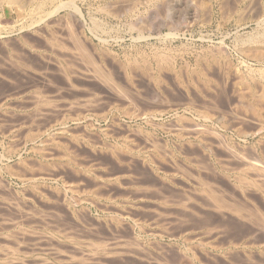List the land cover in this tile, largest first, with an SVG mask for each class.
<instances>
[{
    "label": "rangeland",
    "instance_id": "rangeland-1",
    "mask_svg": "<svg viewBox=\"0 0 264 264\" xmlns=\"http://www.w3.org/2000/svg\"><path fill=\"white\" fill-rule=\"evenodd\" d=\"M3 1H0V181L2 180V184L0 182V238L6 240L0 239V245L2 244L0 251L8 255L3 256L4 254L0 252L2 258L0 263L11 264L18 259L13 264L16 262L17 264H264V183L260 186L261 182L256 180L258 182L256 183L252 174L248 176L243 173L249 177L250 182L248 179L239 178L238 174H243L236 170L235 165L239 161L236 158L239 154L245 155L246 161L249 162L250 159L251 162L257 164L256 166L260 164L259 166L263 167L261 164L264 162V126L262 127L258 121H254L257 119L254 117V115L256 116L254 108L261 107L260 110L263 108L264 111V107H262L264 104L260 103L261 99L258 100L259 94L262 93V90L264 91V58L258 60L253 56V53L255 55L257 52L255 48L259 51L264 50V0H84L78 1L81 2L85 14V25L82 24V26L75 22L72 23V19L68 20L67 9H61L59 15H49L50 18H48L45 13L47 10L42 12L36 6L42 0H32L31 5L23 9L15 5L8 6L6 1ZM62 1L66 0L60 2ZM83 3L85 4L83 5ZM50 7H53L51 3L47 5L46 9H51ZM26 9L32 13L29 14ZM110 10L115 12L112 13ZM28 15L32 16L29 18ZM33 16L35 17L33 18ZM29 20H31V24ZM33 20L37 22L33 24ZM259 20L262 22L260 23ZM130 22L135 24H129ZM74 23L78 24L77 28L81 29L73 28ZM70 30L73 31V38L80 37L79 39L86 43L87 49L90 48V51L95 54L99 52L103 56L102 60L96 59L97 62L99 61L97 64H100V67L104 66L101 67L103 71L112 72L110 73L113 74L117 85L95 77V74L99 76V73L91 63L83 64L84 60L81 63V59H74V56L75 58L81 56L77 55L74 49L75 41L68 36ZM257 31H261L262 34ZM51 32L53 35L50 34ZM49 38L52 40L50 41ZM85 40L89 43L84 42ZM56 42L65 43L67 47L70 45L71 51L61 50ZM50 43L52 44L49 45ZM11 48L17 50H10ZM243 49H246L247 52ZM239 50L243 52L241 53ZM64 51L65 54L69 52L68 56L64 55ZM93 52L91 53L94 54ZM62 55L71 60L62 59ZM166 58L168 59L166 60ZM183 63L187 65L186 68ZM123 65L124 67H122ZM202 73L207 74V80L202 78L200 75ZM209 83L210 85H208ZM159 87L163 89L161 90ZM243 87L247 90H244ZM155 88H158V91L154 90ZM150 92L159 95L155 101L153 96L149 97ZM215 93L217 99H215ZM236 94L244 95L238 97ZM256 97L258 98L256 99ZM162 101H165V104L168 102L169 107H165ZM214 102H217L218 107ZM161 106H163L164 112L157 115L153 120L154 123L153 121L149 124L145 122L142 117L144 113L148 114L149 111L146 109L151 110L155 107L158 109ZM250 106L253 110H249ZM259 108H257L258 111H260ZM206 111L212 116L201 119ZM37 113L39 114L36 115ZM138 113L141 114L138 115ZM76 122L81 124L76 126ZM151 123L152 125H150ZM187 127L191 129H185ZM49 133L50 136L55 135L53 138L56 141L47 142L42 147L45 148H43L45 152H51V158L56 162L49 163L53 161L49 160L48 164L45 163L48 165V171L45 164L41 165L40 159L43 158L41 153H38L40 150L33 146H38L41 139H48ZM56 135L59 136L56 137ZM67 137H71V139ZM124 137L126 140L128 139L127 142H130V146L131 143L134 145L136 143L138 149L133 147L132 150H122L115 145V143L119 144ZM70 140L76 142L72 141V145ZM152 140L157 142L154 150L153 146L149 147ZM48 145L50 149L52 148L51 150L56 148L55 151H58L56 154L59 156H55L56 154L53 153L55 151L52 152ZM88 145H90L89 148ZM66 146H68V150ZM71 146L73 147L71 148ZM74 146L78 149L76 150ZM188 146L190 149L192 148L190 153H187L190 150ZM208 146L214 152L217 150L215 152L217 155H211V161L206 158L210 154L207 153ZM59 149L63 153L69 151L68 153L73 155L67 157ZM221 150H224L225 154ZM201 151L204 152H202L204 156ZM41 152L43 153V151ZM108 152H115L121 160L117 159L114 153L110 155ZM205 152L207 156H205ZM234 152H236V156H234ZM74 153L77 154L74 155ZM164 153L166 154L163 155ZM128 155L132 157L130 158ZM166 155L168 161L171 157L169 162L173 167L168 164ZM229 155L230 159L233 156L232 159H237V162L230 160ZM189 156L191 158L202 157V161L199 162L198 160L201 159L196 158L197 162L201 164H196V160L189 159ZM73 157L76 162L79 159L78 162H82L83 165L75 164L73 160H70ZM152 157L155 158L156 163L152 162ZM160 157L161 159L165 158L166 162L165 160L162 162L163 159H159ZM218 157L226 158L224 160L227 162H221V159L219 161ZM34 158L38 159L40 164L37 163L41 168L42 166L44 169L47 168V174H44L43 168L38 167ZM47 158L50 159V157ZM145 158L150 160L152 158V160L143 163ZM131 159L132 162H130ZM156 159L160 161L157 162ZM178 160L185 164L178 165ZM207 160L210 161L209 163L212 162L210 165L214 169L209 166V163H206ZM203 161L208 165L202 163ZM194 162L195 164H193ZM52 163L56 166L55 170ZM221 164L223 166L229 164V166L227 165V168L220 167ZM30 165L36 174L38 173L37 169L40 168L41 171L38 170L41 174H37L38 176L33 174ZM189 165L191 168L196 165L199 167L201 165V169L204 165L205 168H209L207 173H205L207 169H200L201 171L205 170L202 175L204 173L206 178L202 177L209 183L205 187L207 191L200 189L202 184L198 180H188L186 175L183 176V172L190 168ZM229 168L233 169L229 170ZM88 169H91L89 173ZM84 171L88 175L85 176ZM17 173L18 175H16ZM222 173L227 178L222 177ZM209 177H212L213 180L208 179ZM190 181L198 183L192 184ZM104 182L106 185L102 186L105 184ZM209 189L212 193L208 191ZM214 194L220 198L216 201L222 207L216 204L217 202L213 198ZM187 197L189 199H186ZM182 199L184 202L186 200L184 209L191 208L192 211L189 212L186 209L188 211L185 213ZM189 202H193V204L188 205ZM180 206L184 210L183 213ZM185 206L187 207L185 208ZM214 207L215 209H213ZM20 228L25 229V235L22 233L24 229ZM12 231L14 234L19 231L17 235L20 236L16 235L19 240ZM125 240L127 241L125 242ZM6 247L9 249L6 250ZM79 248L84 250L80 251ZM91 248L96 250L93 249V251ZM101 248L105 250L102 252ZM86 250H89L88 253L92 251L89 257L86 256L88 255ZM79 253L85 255L82 257ZM14 254L15 256H12ZM93 254L98 255L93 256ZM11 257L13 261L10 262L9 258ZM73 257L74 259H72ZM4 258L9 261L6 262L7 259L5 261ZM72 260H75L74 263ZM67 261H71V263Z\"/></svg>",
    "mask_w": 264,
    "mask_h": 264
},
{
    "label": "bare ground",
    "instance_id": "bare-ground-1",
    "mask_svg": "<svg viewBox=\"0 0 264 264\" xmlns=\"http://www.w3.org/2000/svg\"><path fill=\"white\" fill-rule=\"evenodd\" d=\"M0 1H1V0H0ZM4 1H6V3H7L8 6L15 5L16 7L20 8V9H23V8H25V7L28 8V5H31V2H33L32 0H4ZM4 1H3V2H4ZM40 1H41V0H40ZM60 1H61V0H60ZM60 1L58 2L57 0H42L40 3L38 2V4H37V5L35 4V5L37 6V9H39V10L42 11V12H44V10H47V12L45 11V13H46V15H47L48 18H50L49 15H50V16H53V15L58 14V13L60 12L61 9H67L68 20H71V19H72V21H71L72 23L75 22V23H78L79 26H80V25L82 26V24H84V21H85V14H84L83 7H82V5H81V2L79 3L78 1H84V0H66V1H62V2H60ZM197 2H198V1H197ZM263 2H264V1H263ZM50 3L53 5V7H52V8L50 7L51 9H46V8H47V5L50 4ZM87 3H88V2H87ZM135 3H136V2H135ZM198 3H199V2H198ZM201 3H202V2H201ZM253 3H254V2H253ZM0 4H1V3H0ZM84 4H85V3H83V5H84ZM224 5H225V4H224ZM199 6H200V5H199ZM260 6H261V5H260ZM34 7H35V6H34ZM34 7H33V8H34ZM116 7H117V6H116ZM122 7H123V6H122ZM218 7H219V6H218ZM88 8H89V7H88ZM98 8H99V7H98ZM106 8H107V7H106ZM117 8H118V7H117ZM117 8H116V11H117ZM223 8H224V7H223ZM29 9H31V8H29ZM35 9H36V7H35ZM118 9H119V8H118ZM263 9H264V3H263ZM26 10H27V9H26ZM31 10H32V9H31ZM31 10H30V11H31ZM33 10H34V9H33ZM33 10H32V11H33ZM99 10H100V9H99ZM114 10H115V9H114ZM119 10H120V9H119ZM125 10H126V8H125ZM127 10H128V9H127ZM27 11H28V10H27ZM32 11H31L30 13H29V11H28V13L31 14ZM34 11H35V10H34ZM100 11H101V10H100ZM102 11H103V10H102ZM110 11H111V10H110ZM260 11H261V10H260ZM108 12H109V11H108ZM108 12H107V13H108ZM111 12H112V11H111ZM114 12H115V11H113L112 13H114ZM118 12H119V11H118ZM28 13H27V14H28ZM86 13H87V11H86ZM40 14H42V13H40ZM104 14H105V13H104ZM116 14H117V13H116ZM121 14H122V13H121ZM33 15H35V14H33ZM37 15H38V14H37ZM58 15H59V14H58ZM31 16H32V15H31ZM31 16H30V17H31ZM106 16H107V14H106ZM141 16H142V15H141ZM242 16H243V15H242ZM28 17H29V15H28ZM30 17H29V18H30ZM34 17H35V16H33V18H34ZM38 17H40V16H38ZM42 17L44 18V16H42ZM65 17H66V15H65ZM89 17H90V16H89ZM43 18H42V20H43ZM45 18H46V16H45ZM54 18H55V17H54ZM54 18H53V19H54ZM63 18H64V17H63ZM0 19H1V18H0ZM35 19H36V18H35ZM38 19H39V18H38ZM38 19H37V21H38ZM64 19H66V18H64ZM139 19H140V18H139ZM142 19H143V18H142ZM44 20H46V19H44ZM49 20H50V19H49ZM257 20H258V19H257ZM5 21H6V20H5ZM8 21H9V20H8ZM30 21H31V20H29V23H30ZM33 21H34L33 24H35V22H37V21H35V20H33ZM39 21H41V20H39ZM53 21H54V20H53ZM55 21H56V20H55ZM136 21H137V20H136ZM136 21H134V22H136ZM259 21H260V20H259ZM6 22H7V21H6ZM58 22L60 23L59 20H58ZM71 22H70V23H71ZM145 22H146V21H145ZM261 22H262V21H260V23H261ZM46 23H47V22H46ZM49 23H50V22H49ZM51 23H52V22H51ZM70 23H69V24H70ZM75 23H74V24H75ZM142 23H143V22H142ZM155 23H156V22H155ZM4 24H5V22H4ZM30 24H31V23H30ZM54 24H55V23H54ZM56 24H57V23H56ZM63 24H64V23H63ZM74 24H73V25H74ZM78 24H75L76 26L74 25L73 28H74V27H75L76 29L80 28V27L77 28ZM129 24L134 25L135 23H133V22L131 23V22H130ZM139 24H140V23H139ZM10 25H11V24H10ZM84 25H85V24H84ZM136 25H137V24H136ZM143 25H145V24H143ZM30 26H31V25H30ZM65 26H66V25H65ZM148 26H149V25H148ZM4 27H5V26H4ZM60 27H61V25H60ZM171 27H172V25H171ZM13 28H14V27H13ZM40 28H41V26H40ZM97 28H98V27H97ZM145 28H147V27H145ZM7 29H8V28H7ZM62 29H63V28H62ZM76 29H75V31H76ZM80 29H81V28H80ZM18 30H19V29H18ZM23 30H24V29H23ZM26 30H27V29H26ZM47 30H48V29H47ZM53 30H54V29H53ZM142 30H143V29H142ZM3 31H4V30H3ZM41 31H43V30H41ZM44 31H45V30H44ZM56 31H57V30H56ZM60 31H61V29H60ZM88 31H89V30H88ZM130 31H131V30H130ZM147 31H148V30H147ZM32 32H33V31H32ZM77 32H78V31H77ZM102 32H103V31H102ZM102 32H101V33H102ZM158 32H159V31H158ZM257 32H261V31H257ZM257 32H255V33H257ZM36 33H38V32H36ZM43 33H44V32H43ZM46 33H47V32H46ZM58 33H59V32H58ZM60 33H61V32H60ZM75 33H76V32H75ZM47 34H48V33H47ZM50 34H52V32H51ZM55 34H56V32H55ZM61 34H63V33H61ZM68 34H69L68 36H70L71 38L74 37V34H73V31H72V30L68 31ZM79 34H80V33H79ZM157 34H158V33H157ZM167 34H168V33H167ZM176 34H177V33H176ZM252 34H253V33H252ZM257 34H258V33H257ZM259 34H262V32L259 33ZM6 35H7V34H6ZM37 35H38V34H37ZM52 35H53V34H52ZM57 35H58V34H57ZM139 35H140V34H139ZM177 35H178V34H177ZM177 35H175V36H177ZM250 35H251V34H250ZM250 35H249V36H250ZM59 36H60V34H59ZM61 36H62V35H61ZM63 36H64V35H63ZM78 36H80V35H78ZM136 36H137V35H136ZM159 36H161V35L159 34ZM251 36H252V35H251ZM251 36H250V37H251ZM253 36H255V35L253 34ZM258 36H259V35H258ZM262 36H263V35H262ZM5 37H7V36H5ZM151 37H152V36H151ZM165 37H166V36H165ZM242 37H244V36H242ZM245 37H246V36H245ZM250 37H249V38H250ZM255 37H257V36H255ZM259 37H261V36H259ZM24 38H25V37H24ZM50 38H51V37H50ZM50 38H49V40H50ZM68 38H69V37H68ZM79 38H80V37H79ZM79 38H77V39H76V38H73V40L75 41V44H74V47H75V48H74V49L76 50L77 55L80 54L81 57H80V58H77V57L75 58V56H74V59H75V60H76V59H81L80 62H81L82 60H84V62L82 61L83 64H86L85 62H87V63H91V64L93 65V67L95 68V70L99 73V76H98L97 74H95V77L102 78V80L107 81V82H110V83H112V84L115 85V84H116V83H115V78H114L113 74H111L112 72L110 71V72H111V73H110V72H105V71H103V70L101 69V67H104V66H101V67H100V64H99V65L97 64V63H99V61L97 62L96 59L99 60V59H101V57H103V56H101V54H100L99 52H97V53L95 54L93 51H90V48L87 49V47H86V45H85L86 43H83L82 40H80ZM81 38H82V37H81ZM96 38H97V37H96ZM98 38H99V37H98ZM246 38H247V37H246ZM246 38L244 39L245 41H246ZM252 38H253V37H252ZM261 38H262V37H261ZM261 38H260V39H261ZM8 39H9V38H8ZM22 39H23V38H22ZM25 39H26V38H25ZM33 39H34V38H33ZM62 39H63V38H62ZM82 39H83V38H82ZM116 39H118V38H116ZM119 39H120V38H119ZM139 39H142V38H139ZM257 39H258V38H257ZM257 39H256V40H257ZM15 40H16V39H15ZM20 40H21V39H20ZM26 40H27V39H26ZM45 40H46V39H45ZM51 40H52V39H51ZM51 40H50V41H51ZM65 40H66V39H65ZM69 40H70V39H69ZM83 40H84V39H83ZM133 40H134V39H133ZM237 40H238V39H237ZM251 40H252V39H251ZM256 40H255V41H256ZM262 40H263V38H262ZM53 41H55V40L53 39ZM56 41H57V40H56ZM59 41H60V40H59ZM63 41H64V39H63ZM4 42H5V41H4ZM31 42H32V41H31ZM34 42H35V41H34ZM70 42H71V41H70ZM72 42H73V41H72ZM84 42H87V40H85ZM105 42H106V41H105ZM238 42H239V41H238ZM247 42H248V41H247ZM247 42H241V43H244V44H245V43H247ZM250 42L252 43V41H250ZM250 42H249V43H250ZM0 43H1V42H0ZM9 43H10V42H9ZM9 43H8V44H9ZM23 43H24V42H23ZM47 43H48V42H47ZM56 43H57V42H56ZM58 43H59V42H58ZM58 43H57L56 45L59 46V48H60L61 50H62V49L65 50V49H66V51H69V52L71 51L70 48H69L70 45L67 47V46H66L67 44H65V43H61V42H60L59 44H58ZM87 43H89V42H87ZM235 43H236V42H235ZM255 43H257V42H255ZM258 43H259V42H258ZM6 44H7V43H6ZM51 44H52V43H50L49 45H51ZM69 44H70V43H69ZM20 45H21V44H20ZM242 45H243V44H242ZM87 46H88V45H87ZM2 47H3V46H2ZM10 47H11V45H10ZM15 47H16V46H15ZM71 47H72V46H71ZM90 47H92V46H90ZM21 48H22V47H21ZM28 48H30V47H28ZM32 48H33V47H32ZM51 48H52V46H51ZM219 48H220V46H219ZM254 48H255V47H254ZM258 48H259V47H258ZM60 49H59V50H60ZM74 49H73V50H74ZM92 49H93V48H92ZM212 49H213V48H212ZM263 49H264V48H263ZM10 50H14V48H13V49L11 48ZM16 50H17V49H16ZM16 50H14V51H16ZM61 50H60V51H61ZM88 50H89L90 52H89ZM100 50H101V49H100ZM237 50H238V49H237ZM243 50H244V49H243ZM255 50H256L257 52H256L255 55H254V53H253V56L256 57V58H258V60H259L260 58L263 59V58H264V50H263V51H261V50L259 51V49L257 50V48H255ZM255 50H254V51H255ZM51 51H52V49H51ZM239 51H240V50H239ZM244 51L247 52L246 49H245ZM250 51H251V50H250ZM12 52H13V51H12ZM21 52H22V51H21ZM23 52H24V51H23ZM54 52H55V51H54ZM69 52H68V54H69ZM73 52H74V51H73ZM73 52H72V53H73ZM91 52H93L95 55L92 54ZM100 52H101V51H100ZM109 52H110V51H109ZM217 52H218V51H217ZM240 52H241V51H240ZM242 52H243V51H242ZM242 52H241V53H242ZM248 52H249V51H248ZM14 53H15V52H14ZM16 53H17V52H16ZM18 53H19V52H18ZM62 53H63V52H62ZM76 53L74 52V54H76ZM154 53H155V52H154ZM220 53H221V52H220ZM249 53H251V52H249ZM249 53H248V54H249ZM41 54H42V53H41ZM44 54H45V53H44ZM68 54H67V52H66V54H65V51H64V55H65V56H68ZM70 54H71V53H70ZM157 54H160V53H157ZM218 54H219V52H218ZM246 54H247V53H246ZM14 55H15V54H14ZM22 55H23V54H22ZM58 55H59V54H58ZM71 55H72V54H71ZM103 55H104V54H103ZM141 55H142V54H141ZM249 55H251V54H249ZM2 56H3V55H2ZM28 56H29V55H28ZM65 56H64V57H65ZM105 56H106V55H105ZM105 56H104V57H105ZM124 56H125V55H124ZM153 56H154V55H153ZM218 56H219V55H218ZM245 56H246V55H245ZM25 57H26V56H25ZM44 57H45V56H44ZM46 57H47V56H46ZM60 57H61V56H60ZM64 57H63V55H62V59H63ZM70 57H72V56H70ZM126 57H127V56H126ZM139 57H140V56H139ZM158 57H159V56H158ZM212 57H214V56H212ZM251 57H252V56H251ZM58 58H59V57H58ZM66 58H67V57H66ZM66 58H64V59H65V60H69V59H70V58H69V59H68V58L66 59ZM105 58H106V57H105ZM111 58H112V56H111ZM113 58H114V57H113ZM152 58H153V57H152ZM155 58H156V57H155ZM164 58H165V57H164ZM221 58H222V57H221ZM249 58H250V57H249ZM252 58H253V57H252ZM24 59H25V58H24ZM26 59H27V58H26ZM45 59H46V58H45ZM134 59H135V57H134ZM143 59H144V58H143ZM167 59H168V58H166V60H167ZM171 59H172V57H171ZM5 60H6V59H5ZM70 60H71V59H70ZM72 60H73V59H72ZM101 60H102V59H101ZM101 60H100V62H101ZM103 60H104V59H103ZM135 60H136V59H135ZM169 60H170V58H169ZM169 60H168V61H169ZM251 60H252V59H251ZM132 61H133V60H132ZM160 61H161V60H160ZM195 61H196V60H195ZM32 62H33V61H32ZM65 62L68 63V61H65ZM78 62H79V61H78ZM82 62H81V63H82ZM102 62H103V61H102ZM162 62H163V61H162ZM169 62H170V61H169ZM173 62H174V61H173ZM241 62H242V61H241ZM12 63H13V62H12ZM25 63H26V62H25ZM104 63H105V62H104ZM127 63H128V62H127ZM129 63H130V62H129ZM136 63H137V62H136ZM143 63H144V62H143ZM163 63H164V62H163ZM170 63H171V62H170ZM6 64H7V63H6ZM14 64H15V63H14ZM52 64H53V63H52ZM69 64H70V63H69ZM137 64H138V63H137ZM159 64H160V63H159ZM183 64H185V63H183ZM244 64H245V63H244ZM12 65H13V64H12ZM16 65H17V64H16ZM28 65H29V64H28ZM72 65H73V63H72ZM74 65H75V64H74ZM87 65H88V64H87ZM87 65H86V66H87ZM102 65H103V64H102ZM148 65H149V64H148ZM200 65H201V62H200ZM31 66H32V65H31ZM67 66H68V65H67ZM84 66H85V65H84ZM16 67H17V66H16ZM88 67H89V66H88ZM122 67H124V65H123ZM122 67H121V68H122ZM156 67H157V66H156ZM186 67H187V65L185 64V68H186ZM203 67H204V65H203ZM203 67H202V68H203ZM73 68H74V67H73ZM108 68H109V67H108ZM130 68H131V66H130ZM205 68H206V67H205ZM147 69H148V68H147ZM191 69H192V67H191ZM257 69H258V68H257ZM263 69H264V68H263ZM61 70H62V69H61ZM73 70H74V69H73ZM75 70H76V69H75ZM81 70H82V69H81ZM109 70H110V69H109ZM113 70H114V69H113ZM162 70H163V69H162ZM205 70H206V69H205ZM83 71H84V70H83ZM86 71H87V70H86ZM92 71L94 72V70H92ZM92 71H91V72H92ZM106 71H107V70H106ZM121 71H122V70H121ZM149 71H150V69H149ZM159 71H160V70H159ZM171 71H172V70H171ZM171 71H170V72H171ZM192 71H193V70H192ZM203 71H204V70H203ZM203 71H201V72H203ZM206 71H207V70H206ZM210 71H211V70H210ZM210 71H209V72H210ZM258 71H259V70H258ZM261 71H262V70H261ZM74 72H75V71H74ZM152 72H153V71H152ZM201 72H199V73H201ZM262 72H263V71H262ZM19 73H20V72H19ZM75 73H76V72H75ZM122 73H123V72H122ZM263 73H264V72H263ZM23 74H24V73H23ZM64 74H65V73H64ZM124 74H125V73H124ZM124 74H123V75H124ZM162 74H163V73H162ZM197 74H198V73H197ZM208 74H209V73H208ZM65 75H66V74H65ZM81 75H82V74H81ZM96 75H97V76H96ZM173 75H174V74H173ZM200 75H201L202 78H204V80H205L207 74L205 75L204 73H202V74H200ZM211 75H212V74H211ZM161 76H162V75H161ZM201 76H200V77H201ZM50 77H51V76H50ZM69 77H70V76H69ZM126 77H127V76H126ZM162 77H163V76H162ZM212 77H213V76H212ZM240 77H241V76H240ZM124 78H125V77H124ZM130 78H131V77H130ZM209 78H210V77H209ZM241 78H242V77H241ZM48 79H49V77H48ZM165 79H166V78H165ZM171 79H172V78H171ZM156 80H158V79H156ZM190 80H191V79H190ZM193 80H194V79H193ZM200 80L202 81V79H200ZM206 80H207V78H206ZM216 80H217V79H216ZM223 80H224V79H223ZM243 80H244V79H243ZM173 81H174V80H173ZM241 81H242V80H241ZM167 82H168V81H167ZM215 82H216V81H215ZM226 82H227V81H226ZM242 82H243V81H242ZM104 83H105V82H104ZM127 83H128V82H127ZM153 83H154V82H153ZM202 83H203V82H202ZM253 83H254V82H253ZM155 84H156V83H155ZM159 84H160V82H159ZM245 84H246V82H245ZM106 85H107V84H106ZM116 85H117V84H116ZM121 85H123V84H121ZM156 85H157V84H156ZM198 85H199V84H198ZM208 85H210V83H209ZM211 85H212V84H211ZM246 85H247V84H246ZM158 86H159V85H158ZM165 86H166V85H165ZM214 86H215V85H214ZM260 86H261V84H260ZM72 87H73V86H72ZM170 87H171V86H170ZM216 87H217V86H216ZM73 88H74V87H73ZM118 88H119V87H118ZM159 88L161 89V87H159ZM210 88H211V87H210ZM243 88H244V87H243ZM251 88H252V87H251ZM253 88H255V87H253ZM130 89H131V88H130ZM152 89H153V88H152ZM162 89H163V88H162ZM162 89H161V90H162ZM170 89H171V88H170ZM170 89H169V90H170ZM212 89H213V88H212ZM225 89H226V88H225ZM247 89L249 90L248 85H247ZM247 89L244 88V90H247ZM116 90H117V89H116ZM138 90H139V89H138ZM150 90H151V89H150ZM154 90H157V91H158V88H157V89L155 88ZM165 90H166V89H165ZM172 90H173V89H172ZM201 90H202V89H201ZM216 90H217V88H216ZM261 90H262V89H261ZM127 91H128V89H127ZM157 91H155V92H157ZM217 91H218V90H217ZM239 91H240V90H239ZM257 91H258V90H257ZM259 91H260V90H259ZM110 92H111V91H110ZM155 92H152L153 95H152V93L150 92L151 95L149 96V97L153 96L154 99H153V98H152V99H153L154 101H155V98L157 97V95L160 93V92H159V93L157 92V93H158V94H157V93H155ZM169 92H170V91H169ZM214 92H215V90H214ZM232 92H233V91H232ZM260 92H261V91H260ZM260 92H259V93H260ZM118 93H119V91H118ZM124 93H125V92H124ZM216 93H217V92H216ZM216 93H215V97H216ZM225 93H226V92H225ZM248 93H249V92H248ZM259 93H258V94H259ZM42 94H43V93H42ZM125 94H126V93H125ZM141 94H142V93H141ZM171 94H172V93H171ZM210 94H211V93H210ZM228 94H229V93H228ZM238 94H239V93H238ZM238 94H236V96H238V97L244 95V94H241V95H238ZM252 94L255 95L254 93H252ZM166 95H167V94H166ZM182 95H183V94H182ZM217 95H218V93H217ZM222 95H223V94H222ZM253 95H252V97H254ZM126 96H128V95H126ZM129 96H130V94H129ZM129 96H128V97H129ZM132 96H133V95H132ZM136 96H137V95H136ZM158 96H159V95H158ZM210 96H211V95H210ZM210 96H209V98H211ZM234 96H235V95H234ZM236 96H235V97H236ZM257 96H258V95H257ZM75 97H76V96H75ZM119 97H120V96H119ZM123 97H124V96H123ZM164 97H165V96H164ZM164 97H162V98H164ZM167 97H168V95H167ZM180 97H181V96H180ZM196 97H197V96H196ZM207 97H208V95H207ZM43 98H44V97H43ZM97 98H98V97H97ZM129 98H130V97H129ZM159 98H160V97H159ZM165 98H166V97H165ZM188 98H189V97H188ZM192 98H193V97H192ZM220 98L222 99L223 96L220 97ZM220 98H219V99H220ZM241 98H242V97H241ZM241 98H239V99L237 98V99L240 100ZM257 98H258V97H256V99H257ZM125 99H126V98H125ZM130 99H131V98H130ZM138 99H140V98H138ZM147 99H148V98H147ZM152 99H150V100H152ZM157 99H158V98H157ZM169 99H171V98H169ZM204 99H206V98H204ZM212 99H214V98H212ZM212 99H211V101L213 102ZM215 99H217V97H216ZM250 99H251V98H250ZM254 99H255V97H254ZM254 99H253V100H254ZM259 99H261V100H260V103H261V104H262V103L264 104V91H263V90H262V93L259 94V98H258V100H259ZM42 100H43V99H42ZM132 100H133V99H132ZM143 100H144V98H143ZM148 100H149V99H148ZM161 100H163V99H161ZM164 100H165V99H164ZM197 100H198V99H197ZM208 100H209V99H208ZM238 100H237V101H238ZM241 100H242V99H241ZM262 100H263V101H262ZM84 101H85V100H84ZM130 101H131V100H130ZM134 101H135V100H134ZM165 101H166V100H165ZM165 101H164V102H165ZM191 101H193V100H191ZM254 101H255V100H254ZM89 102H90V101H89ZM93 102H94V101H93ZM135 102H136V101H135ZM151 102H152V101H151ZM157 102H158V101H157ZM159 102H160V101H159ZM162 102H163V101H162ZM164 102H163V103H164ZM200 102H204V101H200ZM226 102H227V101H226ZM167 103H168V102H166V104H167ZM183 103H184V102H183ZM198 103H199V102H198ZM205 103H206V102H205ZM216 103H217V102H216ZM216 103L214 102L215 105H216ZM219 103H220V102H219ZM231 103H232V102H231ZM64 104H65V103H64ZM85 104H86V102H85ZM92 104H93V103H92ZM158 104H159V103H158ZM164 104H165V103H164ZM166 104H165V107L169 105V104H167V105H166ZM170 104H171V102H170ZM186 104H187V103H186ZM206 104H207V103H206ZM208 104H209V103H208ZM235 104H236V103H235ZM245 104H246V103H245ZM251 104H252V103H251ZM253 104H256V103H253ZM261 104H258V105H261ZM86 105H87V104H86ZM93 105H94V104H93ZM137 105H138V104H137ZM160 105H161V104H160ZM243 105H244V104H243ZM249 105H250V104H249ZM258 105H256V106H258ZM61 106H62V105H61ZM70 106H71V104H70ZM70 106H68V107H70ZM202 106H203V105H202ZM213 106H214V105H213ZM216 106L218 107V105H216ZM54 107H55V106H54ZM56 107H57V106H56ZM62 107H63V106H62ZM66 107H67V106H66ZM71 107H72V106H71ZM86 107H87V106H86ZM86 107H84V108H86ZM162 107H163V106H161V107H159V108L157 107L158 109H162V110H158V109H156V107H155L154 109H151V108H150L151 110L146 109V110L149 111V112H148V114L144 113V116H143L142 118L145 120V122H148V124H149L151 121L155 120V118L157 117L158 114L164 112V110H163ZM168 107H169V106H168ZM229 107H230V106H229ZM250 107H251V108H250ZM250 107H248L249 110H250V109L253 110L252 106H250ZM262 107H264V106L262 105ZM57 108H58V107H57ZM57 108H56V110H57ZM59 108H60V107H59ZM72 108H73V107H72ZM74 108H76V107H74ZM78 108H79V107H78ZM147 108H148V107H147ZM152 108H153V107H152ZM174 108H175V107H174ZM257 108H259V107H255V108H254V113H256V116L254 115V113H253V111H252L254 117L257 118V119L254 120V121H256V122L258 121V123L260 124V126L263 127V126H264V125H263L264 123L262 124V122H264V121H262V120H264V119H263V117H264V113H263V112H264V111L262 110L263 108L260 110L261 107L259 108V110H260L261 112L258 111ZM70 109H71V108H70ZM89 109H90V108H89ZM140 109H141V108H140ZM165 109H166V108H165ZM168 109H169V108H168ZM37 110H38V109H37ZM47 110H50V109H47ZM56 110H55V111H56ZM65 110H66V109H65ZM78 110H79V109H78ZM146 110H145V111H146ZM199 110H201V109H199ZM211 110H212V109H211ZM243 110H244V109H243ZM34 111H35V110H34ZM52 111H53V110H52ZM52 111H51V112H52ZM66 111H67V110H66ZM141 111H142V110H140V112H141ZM203 111H204V110H203ZM262 111H263V112H262ZM38 112H39V111H38ZM40 112H41V111H40ZM42 112H43V111H42ZM44 112L46 113V110H44ZM165 112H166V111H165ZM209 112H210V110H209ZM211 112H212V111H211ZM55 113H56V112H55ZM58 113H59V112H58ZM61 113H62V111H61ZM79 113H80V112H79ZM127 113H128V112H127ZM135 113H136V112H135ZM141 113H142V112H141ZM141 113H138V115H140ZM213 113H214V111H213ZM213 113H212V114H213ZM217 113H218V111H217ZM230 113H231V112H230ZM252 113H251V114H252ZM38 114H39V113H37L36 115H38ZM42 114H43V113H42ZM49 114H50V113H49ZM136 114H137V113H136ZM236 114H237V113H236ZM200 115H201V114H200ZM218 115H219V114H218ZM222 115H223V114H222ZM40 116H41V114L39 115V117H40ZM52 116H54V115L52 114ZM141 116H142V115H141ZM179 116H180V115H179ZM203 116H204V117H202L201 119H203V118H204V119H205V118H209V117H211L212 115L210 116V114L207 113V111H206V112L203 113ZM215 116H216V115H215ZM32 117H33V116H32ZM42 117H43V116H42ZM181 117H183V116H181ZM184 117H186V116H184ZM229 117H230V116H229ZM233 117H234V116H233ZM235 117H236V116H235ZM247 117H248V116H247ZM36 118H38V117H36ZM46 118H47V117H46ZM52 118H53V117H52ZM54 118H55V117H54ZM236 118H239V117H236ZM236 118H232V119L234 120V119H236ZM252 118H253V117H252ZM31 119H32V118H31ZM49 119H50V118H49ZM188 119H189V118H188ZM188 119H187V120H188ZM242 119H243V118H242ZM248 119H249V118H248ZM32 120H33V122H34V117H33ZM35 120H36V119H35ZM37 120H38V119H37ZM47 120H48V119H47ZM190 120H191V119H190ZM190 120H189V122H190ZM221 120H222V119H221ZM226 120H227V119H226ZM238 120L241 121L240 119H238ZM40 121H41V119H40ZM52 121H53V120H52ZM52 121H51V122H52ZM56 121H57V120H56ZM192 121H193V120H192ZM228 121H229V119H228ZM228 121H227V122H228ZM244 121H245V120H244ZM244 121H243V122H244ZM247 121H248V120H247ZM251 121L253 122V119H252ZM30 122H31V121H30ZM47 122H48V121H47ZM49 122H50V121H49ZM49 122H48V123H49ZM221 122H222V121H221ZM237 122H238V121H237ZM243 122H241V123H243ZM153 123H154V121H153ZM229 123H230V121H229ZM229 123H228V124H229ZM258 123H257V124H258ZM33 124H34V123H33ZM43 124H44V123H43ZM80 124H81L80 122H76V123H75L76 126H78V125H80ZM146 124H147V123H146ZM222 124H224V123H222ZM235 124H237V123L235 122ZM235 124H234V125H235ZM39 125H40V124H39ZM150 125H152V123H151ZM226 125H227V124H226ZM242 125H243V124H242ZM63 126H64V125H63ZM81 126H82V125H81ZM183 126H184V125H183ZM192 126H193V125H192ZM231 126H233V125H231ZM236 126H237V125H236ZM30 127H31V126H30ZM33 127H34V126H33ZM44 128H45V127H44ZM65 128H66V127H65ZM263 128H264V127H263ZM27 129H28V128H27ZM30 129H32V128H30ZM30 129H29V130H30ZM62 129L64 130V128H62ZM180 129H181V128H180ZM180 129H179V131H180ZM185 129H191V128L187 127V128H185ZM259 129H260V128H259ZM84 130H85V129H84ZM181 130H184V129H181ZM39 131H40V130H39ZM56 131H59V130H56ZM56 131H55V132H56ZM68 131H69V130H68ZM191 131H192V130H191ZM238 131H239V130H238ZM64 132H65V131H64ZM64 132H63V133H64ZM183 132H184V131H183ZM189 132H190V130H189ZM60 133H61V132H60ZM148 133H149V132H148ZM47 134H48V133H47ZM51 134H52V133H51ZM53 135H54V134H53ZM53 135L50 136V133H49V138L45 136V137L48 138V139H46V140H42V139H41V141H40L41 143H40L38 146H33V148H35V149H37V150H38V149L40 150V152H38V153H41V157L43 158V159H40V161L42 162L41 165H42V164L44 165L45 163L48 164L49 160H53V159L51 158V154H50L51 152H50V153H49L48 151L45 152V151H44L45 148L42 147V146L45 145L47 142H54V141H56V139L53 138ZM177 135H178V134H177ZM47 136H48V135H47ZM58 136H59V135H56V137H58ZM30 137H31V136H30ZM32 137H33V136H32ZM54 137H55V135H54ZM62 137H63V135H62ZM59 138H61V137H59ZM59 138H58V139H59ZM67 138H68V139H71V137H70V138L67 137ZM73 138H74V137H73ZM73 138H72V139H73ZM153 138H154V136H153ZM153 138H152V139H153ZM54 139H55V140H54ZM84 139H86V138H84ZM74 140H75V139H74ZM78 140H79V139H78ZM87 140H88V139H87ZM87 140H86V141H87ZM127 140H128V139H127ZM127 140H126V137H124V139H122V141H120L119 144H118V143H115V145L119 146V148L122 149V150H123V149H124V150H126V149L132 150L133 147L136 148V143H135V145H134L133 143H131V146H130V142L128 143ZM57 141H58V140H57ZM70 141H71V144H72L73 142H74V143L76 142V141H73V140H70ZM72 141H73V142H72ZM79 141H80V140H79ZM79 141H78V142H79ZM187 141H188V140H187ZM115 142H116V141H115ZM150 142H151V141H150ZM201 142H202V141H201ZM201 142H200V143H201ZM58 143H60V142H58ZM79 143H81V142H79ZM79 143H78V144H79ZM82 143H83V141H82ZM187 143H188V142H187ZM49 144H50V143H49ZM55 144H56V143H55ZM78 144H77V145H78ZM156 144H157V142H153V140H152V143H151V145H150L149 147H152V146H153L152 149L154 150V147H156ZM202 144H203V143H202ZM63 145H65V144L63 143ZM72 145H73V144H72ZM132 145H134V146H132ZM203 145H205V144H203ZM13 146H14V145H13ZM78 146H80V145H78ZM78 146H76V147H78ZM81 146H82V145H81ZM81 146H80V147H81ZM89 146H90V145H88V148H89ZM111 146H112V143H111ZM111 146H110V147H111ZM128 146H129V147H128ZM139 146H140V145H139ZM185 146H186V145H185ZM200 146H201V144H200ZM205 146H206V145H205ZM31 147H32V146H31ZM48 147H49V145H48ZM48 147H47V148H48ZM54 147H55V145H54ZM54 147H53V148H54ZM61 147H62V146H61ZM61 147H58V148H61ZM64 147H65V146H64ZM67 147H68V146H66V148H67ZM72 147H73V146H71V148H72ZM83 147H84V146H83ZM85 147H86V146H85ZM137 147H138V146H137ZM221 147H222V145H221ZM43 148H44V149H43ZM62 148H63V147H62ZM62 148H61V149H62ZM66 148H65V149H66ZM69 148H70V147H69ZM74 148H75V146H74ZM91 148H93V147H91ZM117 148H118V147H117ZM143 148H144V146H143ZM188 148L190 149L189 146H188ZM207 148H209V146H208ZM207 148H206V149H207ZM218 148H219V147H218ZM222 148H223V147H222ZM222 148H220V149H222ZM49 149H50V147H49ZM51 149H52V148H51ZM51 149H50V150H51ZM55 149H56V148H55ZM55 149H54V150H51V151L53 152V151H55ZM75 149L77 150L78 148H75ZM93 149H94V148H93ZM112 149H113V148H112ZM120 149H119V150H120ZM136 149H138V148H136ZM140 149H141V148H140ZM179 149H180V148H179ZM191 149H192V148H191ZM191 149L188 150L189 152H187V153H190ZM201 149H203V148H201ZM201 149H200V150H201ZM206 149H204V150H206ZM209 149H210V150H209ZM209 149H207V153L209 152L210 154H209V156L206 157V158H208V159L210 160V159H211V155H215V154H216L215 152H217V150L214 152L213 150H211V148H209ZM224 149H225V148H224ZM12 150H13V149H12ZM31 150H32V149H31ZM33 150H34V149H33ZM56 150H57V149H56ZM63 150H64V149H63ZM67 150H68V148H67ZM79 150H80V149H79ZM104 150H105V149H104ZM107 150H108V149H107ZM114 150H115V149H114ZM114 150H113V151H114ZM119 150H118V151H119ZM122 150H121V152H123ZM129 150H128V151H129ZM133 150H134V149H133ZM180 150H181V149H180ZM214 150H215V149H214ZM41 151H43V153H42ZM59 151H60V149H59ZM93 151H94V150H93ZM221 151H223V153H224V150H221ZM221 151H220V153H221ZM57 152H58V151H57ZM57 152L55 151V152H53V153L56 154ZM60 152H62V151H60ZM60 152H59V153H60ZM68 152H69V151H68ZM68 152L65 151V153H63V152H62V153H63L65 156H67V157H71L73 154L71 155V153L69 154ZM70 152H71V151H70ZM105 152H106V151H105ZM109 152H110V151H109ZM109 152H108V153H109ZM130 152H131V151H130ZM132 152H133V151H132ZM140 152H141V151H140ZM202 152H203V151H201V154H202ZM111 153H112V152H111ZM111 153H109V154L111 155ZM113 153L115 154V152H113ZM113 153H112V154H113ZM116 153H117V152H116ZM143 153H144V152H143ZM145 153H147V152H145ZM182 153H183V152H182ZM203 153H204V152H203ZM234 153H235L234 156H236V152H234ZM237 153H238V152H237ZM243 153H244V152H243ZM243 153H241V154H243ZM261 153H262V152H261ZM60 154H61V153H60ZM75 154H77V153H74V155H75ZM140 154H141V153H140ZM140 154H139V155H140ZM165 154H166V153H164L163 155H165ZM169 154H170V153H169ZM169 154H167V155H168V156L173 155V154H171V155H169ZM196 154H197V153H196ZM201 154H200V156H201ZM224 154H225V153H224ZM245 154H246V153H245ZM35 155H36V154H35ZM52 155H53V154H52ZM64 155H63V156H64ZM70 155H71V156H70ZM85 155H86V154H85ZM117 155H118V154H117ZM119 155H120V154H119ZM123 155H124V153H123ZM141 155H143V154H141ZM159 155H160V154H159ZM167 155H166V156H167ZM184 155H185V154H184ZM216 155H217V154H216ZM222 155H223V154H222ZM222 155H220V156L222 157ZM1 156H2V155H1ZM19 156H20V155H19ZM55 156H59V155L56 154ZM61 156H62V155H61ZM88 156H89V155H88ZM112 156H114V155H112ZM115 156H116V154H115ZM125 156H127V155H125ZM128 156H129V155H128ZM145 156H148V155H145ZM168 156H167V159H166L167 162H169V161H170V158H171V157H170V158H169V161H168ZM173 156H174V155H173ZM196 156H197V155H196ZM198 156H199V154H198ZM202 156H204V155L202 154ZM205 156H207V155H206V152H205ZM227 156H228V155H227ZM237 156H238V157H236V158L239 160L238 162L236 161L237 159H235V160L232 159V158H234L233 156L231 157V159H232L233 161L237 162V163L235 164V165H236V168H237L236 170L240 171L241 174L246 173V174H248V176H250L249 174H252V175L254 176V177L252 176V177H253V180H255V181L257 180L258 182H261V183H259L260 186H261V184L264 183V162H262V164H261V165H263V167H260V166H259L260 164H259L258 166H256L257 164H255L254 162H251L250 159H249V162H247V161H246L247 158H245V155H242V156H244V157H242L240 154L237 155ZM47 157H50V159L47 158ZM116 157H117V159L120 158V157L118 158V156H116ZM116 157H115V158H116ZM129 157H130V156H129ZM129 157H127V158L129 159ZM131 157H132V156H131ZM131 157H130V158H131ZM161 157H162V156H161ZM161 157H160L159 159H161ZM186 157H187V154H186ZM215 157H216V156H215ZM57 158H58V157H57ZM60 158H61V157H60ZM60 158H59V159H60ZM110 158H111V157H110ZM113 158H114V157H113ZM135 158H136V157H135ZM152 158H153V157H152ZM152 158H151V160H152ZM155 158H158V157L155 156ZM155 158H153V161H152V162H155V163H156V161L154 160ZM190 158H191V157L189 156V159H190ZM192 158H194V159L196 160L197 157L195 158V156H194V157H192ZM192 158H191V160L195 161V160L192 159ZM199 158L201 159L202 157H198L197 159H199ZM203 158H204V157H203ZM206 158L203 159V160L205 161ZM216 158H217V157H216ZM218 158H219V157H218ZM262 158H263V157H262ZM21 159H22V158H21ZM26 159H28V158H26ZM26 159H25V160H26ZM62 159H63V158H62ZM104 159H105V158H104ZM136 159H137V158H136ZM136 159H135V160H136ZM138 159H139V158H138ZM140 159H141V158H140ZM162 159H163V158H162ZM162 159H161V160H162ZM186 159H187L188 161H190L188 158H186ZM220 159H221V158H219L218 160L220 161ZM224 159H226V158H224ZM224 159H221V162H222V161L227 162V161H225ZM227 159H228V157H227ZM229 159H230V155H229ZM229 159H228V160H229ZM231 159H230V160H231ZM257 159H258V158H257ZM23 160H24V159H23ZM34 160L36 161V163L38 162V159L36 160V159L34 158ZM70 160H73V162H74L75 164H77V163L81 164V163H82V162H81V163L78 162L79 159H78L77 162H76L75 157L70 158ZM119 160H121V159H119ZM129 160H130V159H129ZM129 160H128V161H129ZM133 160H134V157H133ZM151 160L145 158V159H143V163H144V161H151ZM156 160H157V162L160 161V160H158V159H156ZM164 160H165V158L162 160V162H163ZM166 160H165V162H166ZM174 160H175V159H174ZM179 160H181V159H179ZM179 160H178V162H177L178 165H183V164H185L184 162H183V164H182L181 161H180V162H181V163H180ZM183 160H184V158H183ZM209 160H207L208 162H206V163H209V162L211 161V160H210V161H209ZM216 160H217V159H216ZM218 160H217V163H218ZM259 160H260V159H259ZM30 161H31V160H30ZM43 161H45V162H43ZM110 161H111V160H110ZM138 161H140V160H138ZM141 161H142V160H141ZM199 161H202V159H201V160H198V162H199ZM204 161H203L202 163L206 164ZM21 162H22V161H21ZM51 162H56V161L53 160V161H50L49 163H51ZM63 162H64V161H63ZM130 162H132V159H131ZM186 162H187V161H186ZM191 162H192V161H191ZM198 162H197V160H196V164H197ZM224 162H223V163H224ZM22 163H23V162H22ZM38 163H39V162H38ZM38 163H37V164H38ZM59 163H60V161H59ZM65 163H66V162H65ZM65 163H64V164H65ZM140 163H141V162H140ZM149 163H150V162H149ZM159 163H160V162H159ZM219 163H220V162H219ZM228 163H229V162H228ZM231 163H232V162H231ZM25 164H26V163H25ZM28 164H29V163H28ZM39 164H40V163H39ZM39 164H38V167L41 168V166H40ZM46 164H45V165H46ZM61 164H62V162H61ZM164 164H165V163H164ZM168 164L171 165L172 163L169 162ZM193 164H195V162H194ZM198 164H201V163H198ZM210 164H212V162L209 163V166H211ZM232 164H233V163H232ZM232 164H230V165L233 167L234 164H233V165H232ZM9 165H10V164H9ZM26 165H27V164H26ZM31 165H32V164H31ZM31 165L29 166L30 169H31ZM33 165H34V164H33ZM50 165H51V164H50ZM53 165H54V166H53ZM66 165H67V164H66ZM81 165H83V164H81ZM141 165H143V164H141ZM146 165H147V164H146ZM151 165H152V164H151ZM191 165H192V164H191ZM206 165H208V164H206ZM224 165H226V164H224ZM227 165L229 166V164H227ZM227 165H226V166H227ZM12 166H13V165H12ZM22 166H23V165H22ZM34 166H35V165H34ZM68 166H69V165H68ZM152 166H153V165H152ZM171 166L173 167V165H171ZM189 166H190V165H189ZM196 166H197V165H196ZM196 166H195L194 168H191V166H190L191 170H188V169H190V168H188V169L185 168V169H187V170H185V172H183L184 175H183V174H182V175H183V176L186 175L185 177H186V178L188 177V178H189L188 180H193V179L198 180V181L202 184V186H201L202 188H200V189H203V190H204L205 187H207V184L209 185L208 181H206L207 179L204 180V179L206 178V176H204V173H203V175H202V172H205V170H204V171H201L203 168H205V165H204V166L202 165V166H203L202 169H201V165H200V167H199V166L196 167ZM226 166H223V164H221L220 167H226ZM228 166H227V167H228ZM231 166H230V167H231ZM14 167H15V166H14ZM14 167H13V168H14ZM36 167H37V165H36ZM43 167H44V166H42V168H43ZM46 167L48 168V165H46ZM52 167H53V169L55 170V167H56L55 164L52 163ZM52 167H50V168H52ZM77 167H78V165H77ZM80 167H81V166H80ZM181 167H183V166H181ZM185 167H186V166H185ZM207 167H208V166H207ZM211 167H212V166H211ZM227 167H226V168H227ZM5 168H6V167H5ZM8 168H9V167H8ZM10 168H11V166H10ZM40 168H38V169L41 171L42 168H41V169H40ZM47 168H46V169H47ZM157 168H159V167H157ZM166 168H167V167H166ZM183 168H184V167H183ZM212 168L214 169V167H212ZM233 168H234V167H233ZM233 168H229V170H231V169H233ZM11 169H12V168H11ZM26 169H27V168H26ZM38 169H37V171H38L37 174L40 173V171H39ZM43 169H44V168H43ZM46 169H44V171H45L44 174H47V173H46V172H47ZM57 169H58V168H57ZM59 169H60V168H59ZM72 169H73V168H72ZM83 169H84V168H83ZM83 169H82V170H83ZM91 169H92V168H91ZM91 169H88L87 172L89 173V172L91 171ZM144 169H145V168H144ZM175 169H176V168H175ZM193 169H194L195 171H192ZM200 169H201V170H200ZM205 169H207V168H205ZM208 169H209V168H208ZM208 169L206 170L205 173H207ZM223 169L225 170V168H223ZM5 170H6V169H5ZM23 170H24V169H23ZM47 170L49 171V168H48ZM51 170H52V169H51ZM51 170H50V171H51ZM54 170H52V171H54ZM77 170H78V169H77ZM82 170H81V171H82ZM246 170H250V171H252V172L249 173L250 171L248 172V171H246ZM11 171H13V170H11ZM19 171H21V170H19ZM31 171L33 172V174L36 172V171L34 172L33 169H31ZM92 171H93V170H92ZM172 171H173V170H172ZM177 171H178V169H177ZM177 171L175 170V172H177ZM232 171H233V170H232ZM241 171H244V172H241ZM0 172H1V171H0ZM21 172H22V171H21ZM28 172H29V171H28ZM42 172H43V171H42ZM85 172H86V171H84L83 174H85V176L88 175V174H86ZM102 172H103V171H102ZM104 172H105V171H104ZM209 172H210V170H209ZM212 172H213V171H212V169H211V173H212ZM247 172H248V173H247ZM253 172H254V174H253ZM11 173H12V172H11ZM11 173H10V174H11ZM19 173H20V172H19ZM23 173H24V172H23ZM23 173H22V175L24 176L25 174H23ZM53 173H54V172H53ZM72 173H73V172H72ZM81 173H82V172H81ZM152 173H153V172H152ZM177 173H180V172H177ZM215 173H216V172H215ZM217 173H218V172H217ZM229 173H230V172H229ZM232 173H233V172H232ZM238 173H239V172H238ZM13 174H15V172H13ZM13 174H12V175H13ZM27 174H28V173H27ZM33 174H32V175H33ZM35 174H36V173H35ZM37 174H36V176H38ZM40 174H41V173H40ZM42 174H43V173H42ZM44 174H43V175H44ZM54 174L56 175V173H54ZM54 174H50V175L52 176V175H54ZM94 174H95V173H94ZM94 174H93V175H94ZM16 175H18V173H17ZM29 175H30V172H29ZM29 175H28V177H29ZM95 175H96V174H95ZM155 175H156V174H155ZM205 175H206V174H205ZM223 175H224V174L222 173V177H226L225 175H224V176H223ZM226 175H227V174H226ZM238 175L240 176L239 178H242L243 180H245V179H248V180H249V177H247V176L244 175V174H243V175L238 174ZM20 176H21V174H20ZM46 176H47V175H46ZM101 176H102V175H101ZM103 176H104V175H103ZM202 176H204L205 178H203ZM208 176H209V174L207 175V177H208ZM210 176H211V175H210ZM228 176H229V175H228ZM232 176H233V175H232ZM25 177H26V175H25ZM25 177H23V178L25 179ZM41 177H43V176H41ZM87 177H88V176H87ZM89 177H90V174H89ZM98 177H99V176H98ZM185 177H184V178H185ZM215 177H216V176H215ZM234 177H235V175H234ZM236 177H237V176H236ZM18 178H19V177H18ZM21 178H22V176H21ZM92 178H93V177H92ZM116 178H117V177H116ZM121 178H122V177H121ZM157 178H158V177H157ZM159 178H160V177H159ZM213 178H214V177H213ZM216 178H217V177H216ZM226 178H227V177H226ZM237 178H238V177H237ZM237 178H236V179H237ZM239 178H238V179H239ZM254 178H256V179H254ZM94 179H95V178H94ZM114 179H115V178H114ZM114 179H113V180H114ZM208 179H212V177H211V178L209 177ZM214 179H215V178H214ZM228 179H229V177H228ZM238 179H237V180H238ZM242 179H241V180H242ZM38 180H39V179H38ZM91 180H92V179H91ZM115 180H116V179H115ZM118 180H120L119 177H118ZM212 180H213V179H212ZM215 180H216V179H215ZM215 180H214V181H215ZM217 180H218V179H217ZM241 180H240V182H241ZM1 181H2V180H1ZM1 181H0V182H1ZM32 181H33V180H32ZM162 181H163V180H162ZM238 181H239V180H238ZM255 181H254V182H255ZM257 181H256V183H258ZM102 182H103V181H102ZM110 182H111V181H110ZM190 182L193 184L195 181H194V182L190 181ZM216 182H217V181H216ZM246 182H247V181H246ZM249 182H250V180H249ZM251 182H252V181H251ZM104 183H105V182H104ZM195 183L197 184L198 182L196 181ZM213 183H214V182H213ZM242 183H243V182H242ZM252 183H253V182H252ZM1 184H2V182H1ZM100 184H101V183H100ZM245 184H246V183H245ZM259 184H256V185H259ZM37 185H38V184H37ZM96 185H97V184H96ZM105 185H106V183H105V184H102V186H105ZM107 185H108V184H107ZM146 185H147V184H146ZM234 185H235V184H234ZM256 185H252V186H256ZM3 186H4V185H3ZM38 186H39V185H38ZM38 186H37V187H38ZM135 187H136V186H135ZM190 187H191V186H190ZM211 187H212V186H211ZM106 188H107V187H106ZM186 188H187V187H186ZM212 188H213V187H212ZM256 188H257V187H256ZM195 189H196V188H195ZM213 189H214V188H213ZM215 189H216V188H215ZM218 189H219V188H218ZM3 190H4V189H3ZM39 190H40V189H39ZM89 190H90V189H89ZM108 190H109V189H108ZM150 190H151V189H150ZM189 190H190V189H189ZM198 190H199V189H198ZM203 190H202V193H203ZM205 190H206V189H205ZM263 190H264V189H263ZM206 191H207V190H206ZM208 191H210V192L212 193V191H211L210 189H209ZM219 191H220V189H219ZM252 191H253V190H252ZM260 191H261V189H260ZM194 192H195V191H194ZM196 192H197V191H196ZM220 192H221V191H220ZM242 192H243V191H242ZM261 192H262V191H261ZM239 193H240V192H239ZM244 193H245V192H244ZM58 194H59V193H58ZM96 194H97V193H96ZM200 194H201V193H200ZM204 194H206V193H204ZM204 194H203V195H204ZM208 194H209V193H208ZM130 195H131V194H130ZM186 195H187V194H186ZM186 195H185V196H186ZM101 196H102V195H101ZM101 196H100V197H101ZM143 196H144V195H143ZM185 196H184V197H185ZM192 196H193V195H192ZM224 196H225V195H224ZM48 197H49V196H48ZM128 197H129V196H128ZM200 197H201V196H200ZM207 197H208V196H207ZM18 198H19V197H18ZM56 198H57V197H56ZM76 198H77V197H76ZM109 198H110V197H109ZM161 198H162V197H161ZM166 198H167V197H166ZM213 198L215 199V202H217V201H216L217 199H220L218 196H216V194L213 195ZM25 199H26V198H25ZM110 199H111V198H110ZM173 199H174V198H173ZM177 199H178V198H177ZM186 199H189V197H187ZM208 199H209V198H208ZM4 200H5V199H4ZM19 200H20V199H19ZM165 200H166V199H165ZM168 200H169V199H168ZM171 200H172V199H171ZM174 200H175V199H174ZM180 200H181V199H180ZM194 200H195V199H194ZM93 201H94V200H93ZM166 201H167V200H166ZM188 201H189V200H188ZM195 201H197V200H195ZM199 201H200V199H199ZM201 201H202V200H201ZM211 201H212V199H211ZM234 201H235V200H234ZM172 202H173V201H172ZM185 202H186V200H185ZM185 202H184V200L182 199V203H184V204H183V209H184ZM203 202H204V200H203ZM213 202H214V201H213ZM215 202H214V203H215ZM219 202H222V201L219 200ZM163 203H165V202L163 201ZM175 203H179V202H175ZM182 203H181V206H182ZM206 203H207V202H206ZM214 203H212V204H214ZM21 204H22V203H21ZM21 204H20V205H21ZM171 204H172V203H171ZM187 204H188V205H191V204H193V202H192V203L189 202V203H187ZM204 204H205V202H204ZM204 204H203V205H204ZM210 204H211V202H210ZM216 204L219 205L218 202H217ZM239 204H240V203H239ZM6 205H7V204H6ZM14 205H15V204H14ZM188 205H187V206H188ZM194 205H195V204H194ZM194 205H193V206H194ZM206 205H207V204H206ZM208 205H209V202H208ZM208 205H207V206H208ZM23 206H24V205H23ZM141 206H142V205H141ZM147 206H148V205H147ZM178 206H179V204H178ZM181 206H180V209L182 210V213L184 212V210H185V213H187L186 211H188V210H189V212H190L191 208L188 209V208H186L187 206H185V208L188 209V210H186V209L183 210V209L181 208ZM193 206H189V207H193ZM198 206H199V205H198ZM213 206H215V204H214ZM219 206H220V205H219ZM65 207H66V206H65ZM144 207H145V206H144ZM220 207H222V206H220ZM10 208H11V207H10ZM12 208H13V207H12ZM14 208H15V207H14ZM28 208H29V207H28ZM147 208H148V207H147ZM175 208H176V207H175ZM194 208H195V207H194ZM210 208H211V206H210ZM217 208H218V207H217ZM217 208H216V209H217ZM223 208H225V207H223ZM30 209H31V208H30ZM118 209H119V208H118ZM136 209H138V208H136ZM196 209H197V208H196ZM213 209H215V207H214ZM247 209H248V207H247ZM19 210H20V208H19ZM125 210H126V209H125ZM128 210H130V209H128ZM157 210H158V209H157ZM162 210H163V209H162ZM181 210H180V211H181ZM197 210H199V209H197ZM206 210H207V209H206ZM123 211H124V210H123ZM178 211H179V210H178ZM191 211H192V210H191ZM213 211H215V210H213ZM217 211H218V209H217ZM6 212H7V211H6ZM197 212H198V211H197ZM197 212H196V214H197ZM221 212H222V211H221ZM228 212H229V211H228ZM230 212H231V211H230ZM9 213H10V212H9ZM29 213H30V212H29ZM29 213H28V214H29ZM54 213H55V212H54ZM57 213H58V212H57ZM182 213H181V214H182ZM192 213H193V212H192ZM231 213H232V212H231ZM11 214H12V213H11ZM26 214H27V213H26ZM50 214H51V213H50ZM159 214H161V213H159ZM178 214H179V213H178ZM233 214H234V213H233ZM82 215H83V214H82ZM161 215H162V214H161ZM179 215H180V214H179ZM202 215H203V214H202ZM222 215H224V214H222ZM229 215H231V214H229ZM31 216H32V215H31ZM53 216H54V215H53ZM164 216H166V215H164ZM176 216H177V215H176ZM233 216H234V215H233ZM47 217H48V216H47ZM70 217H71V216H70ZM155 217H156V216H155ZM178 217H179V216H178ZM180 217H181V216H180ZM31 218H32V217H31ZM42 218H43V217H42ZM71 218H72V217H71ZM112 218H113V217H112ZM260 218H261V217H260ZM18 219H19V218H18ZM23 219H24V218H23ZM184 219H185V218H184ZM108 220H109V219H108ZM115 220H116V219H115ZM11 221H12V220H11ZM238 221H239V220H238ZM13 222H14V221H13ZM56 222H57V221H56ZM82 222H83V221H82ZM121 222H122V221H121ZM134 222H135V221H134ZM136 222H137V221H136ZM190 222H191V221H190ZM46 223H48V222H46ZM118 224H119V222H118ZM120 224H121V223H120ZM134 224H135V223H134ZM263 224H264V223H263ZM14 225H15V224H14ZM86 225H87V224H86ZM128 225H129V224H128ZM136 225H137V224H136ZM200 225H201V224H200ZM55 226H56V225H55ZM91 226H92V225H91ZM130 227H132V225H130ZM141 227H142V226H141ZM1 228H2V227H1ZM7 228H8V227H7ZM66 228H67V227H66ZM20 229H24V228H20ZM61 229H62V228H61ZM68 229H69V228H68ZM18 230H19V229H18ZM30 230H31V229H30ZM24 231H25V229L23 230V232H22V231H21V232L24 233ZM26 231H27V230H26ZM58 231H59V230H58ZM67 231H68V230H67ZM114 231H115V229H114ZM160 231H161V230H160ZM6 232H7V231H6ZM12 232H13V231H12ZM16 232H17V231H16ZM21 232H20V233H21ZM68 232H69V231H68ZM130 232H131V231H130ZM22 233H21V235H22ZM208 233H209V232H208ZM13 234H14V232H13ZM17 234H19V231H18ZM17 234H14V235L16 236ZM38 234H39V233H38ZM206 234H207V233H206ZM24 235H25V233H24ZM43 235H44V234H43ZM46 235H47V234H46ZM62 235H63V234H62ZM11 236H12V235H11ZM17 236H20V235H17ZM17 236H16V238H17ZM7 237H8V236H7ZM12 237H14V236H12ZM39 237H40V236H39ZM79 237H80V236H79ZM88 237H89V236H88ZM1 238H2V237H1ZM1 238H0V239H1ZM5 238H6V237H5ZM20 238H21V237H20ZM27 238H28V237H27ZM118 238H119V237H118ZM2 239H3V240H6V239H4V238H2ZM2 239H1V240H2ZM8 239H10V238H8ZM8 239H7V241H9ZM17 239H18V238H17ZM1 240H0V242H1ZM12 240H13V239H12ZM15 240H16V239H15ZM18 240H19V239H18ZM102 240H103V239H102ZM102 240H101V241H102ZM104 240H105V239H104ZM106 240H108V239H106ZM128 240H129V239H128ZM10 241H11V240H10ZM13 241H14V240H13ZM126 241H127V240H125V242H126ZM134 241H135V240H134ZM14 242H15V241H14ZM120 242H121V241H120ZM128 242H129V241H128ZM4 243H5V242H4ZM8 243H9V242H8ZM87 243H90V242H87ZM102 243H103V242H102ZM118 243H119V242H118ZM199 243H200V242H199ZM9 244H10V243H9ZM17 244H18V243H17ZM17 244H16V245H17ZM110 244H111V243H110ZM116 244H117V243H116ZM124 244H125V243H124ZM131 244H132V242H131ZM135 244H137V243H135ZM3 245H4V244H3ZM107 245H108V244H107ZM197 245H198V244H197ZM0 246H2V244H1ZM9 246H10V245H9ZM136 246H138V245H136ZM19 247H20V246H19ZM19 247H18V248H19ZM93 247H94V245H93ZM97 247H98V246H97ZM97 247H96V248H97ZM99 247H101V246H99ZM102 247H103V246H102ZM127 247H128V246H127ZM1 248H2V247H1ZM3 248H4V247H3ZM6 248H7V247H6ZM105 248H106V247H105ZM115 248H116V247H115ZM115 248H114V249H115ZM117 248H118V247H117ZM128 248H130V247H128ZM133 248H134V246H133ZM136 248H137V247H136ZM201 248H202V247H201ZM8 249H9V248H7L6 250H8ZM15 249H16V248H15ZM15 249H14V252H15ZM51 249H52V248H51ZM63 249H64V248H63ZM91 249H92V248H91ZM93 249L96 250L95 248H93ZM93 249H92V250H93ZM101 249H102V250H101L102 252H103V250H105V249H103V248H101ZM124 249H125V248H124ZM126 249H127V248H126ZM130 249H132V248H130ZM134 249H135V248H134ZM138 249H139V248H138ZM2 250H3V249H2ZM10 250H11V249H10ZM19 250H21V249L19 248ZM79 250L81 251V250H84V249H82V248L80 249V248H79ZM94 250H93V251H94ZM121 250H122V249H121ZM4 251H5V250H4ZM33 251H34V250H33ZM88 251H89V250H88ZM88 251L86 250L87 253H88ZM99 251H100V250H99ZM108 251H109V250H108ZM127 251H128V250H127ZM132 251H133V250H132ZM0 252H1V254H4V253H2V251H0ZM17 252H18V251H17ZM76 252H77V251H76ZM86 252H85V253H86ZM120 252H121V251H120ZM123 252H124V251H123ZM128 252H130V251H128ZM128 252H127V253H128ZM58 253H59V252H58ZM81 253H83V252H81ZM93 253L96 254V252H93ZM100 253H101V252H100ZM121 253H122V252H121ZM132 253H133V252H132ZM1 254H0V259H2V258H1ZM5 254H6V253H5ZM5 254H4L3 256H5ZM10 254H11V253H10ZM90 254H92V251H91V253H88V255H86V256L89 257ZM95 254H93V256H97V255H98V254H97V255H95ZM6 255H8V254H6ZM16 255H18V254H16ZM74 255H76V254H74ZM79 255L81 256L82 254L79 253ZM84 255H85V254H84ZM84 255H82V257H83ZM137 255H138V254H137ZM195 255H196V254H195ZM3 256H2V257H3ZM12 256H15V254L12 255ZM70 256H71V255H70ZM86 256H85V257H86ZM91 256H92V255H91ZM185 256H186V255H185ZM16 257H17V256H16ZM18 257H20V256H18ZM82 257H80V258H82ZM88 257H87V258H88ZM145 257H146V256H145ZM192 257H193V255H192ZM68 258H70V257L68 256ZM80 258H79V259H80ZM96 258H97V257H96ZM195 258H196V257H195ZM197 258H198V257H197ZM249 258H250V257H249ZM6 259H7V258H6ZM6 259L4 258L5 261H6ZM11 259H13V258H12V257L9 258L10 262L13 261V260H11ZM22 259H23V258H22ZM70 259H71V258H70ZM72 259H74V257H73ZM146 259H147V258H146ZM187 259H188V258H187ZM189 259H190V258H189ZM9 260L7 259L6 262H8ZM17 260H18V259H16L15 261H17ZM32 260H33V259H32ZM77 260H78V258H77ZM82 260H83V259H82ZM183 260H184V259H183ZM0 261H1V260H0ZM15 261H13L11 264H13ZM60 261H61V260H60ZM60 261H59V262H60ZM73 261H75V260H72V262H73ZM84 261H85V260H84ZM187 261H188V260H187ZM10 262H9V263H10ZM64 262H65V261H64ZM67 262H70V263H71V261H67ZM82 262H83V261H82ZM47 263H48V262H47ZM73 263H74V262H73ZM76 263H77V262H76ZM78 263H79V262H78ZM183 263H184V262H183ZM185 263H186V262H185ZM0 264H1V263H0ZM2 264H3V263H2ZM7 264H8V263H7ZM16 264H17V262H16ZM33 264H34V263H33ZM44 264H45V263H44ZM65 264H67V263H65ZM68 264H69V263H68ZM187 264H188V263H187Z\"/></svg>",
    "mask_w": 264,
    "mask_h": 264
}]
</instances>
